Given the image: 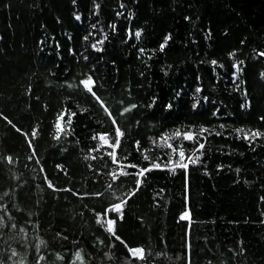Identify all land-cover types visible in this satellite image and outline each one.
<instances>
[{"label":"trees","instance_id":"obj_1","mask_svg":"<svg viewBox=\"0 0 264 264\" xmlns=\"http://www.w3.org/2000/svg\"><path fill=\"white\" fill-rule=\"evenodd\" d=\"M259 51L264 0H0V264H264V138L233 131L264 132ZM88 75L103 104L79 86ZM201 126V163L152 170L129 198L136 178L121 169L166 163L152 140ZM122 198L124 244L96 215Z\"/></svg>","mask_w":264,"mask_h":264},{"label":"snow or ice","instance_id":"obj_2","mask_svg":"<svg viewBox=\"0 0 264 264\" xmlns=\"http://www.w3.org/2000/svg\"><path fill=\"white\" fill-rule=\"evenodd\" d=\"M96 7L98 8L99 5H96ZM121 7H123V5H121ZM117 15H120V13H118ZM76 20H80L81 17L79 15H77L75 17ZM187 19V18H186ZM93 27H95V25H93ZM114 27V26H113ZM134 36L137 40L140 39L141 37V32L140 31H136L134 33ZM85 39L87 40L88 37H85ZM171 39L170 36H166L164 41L160 44L159 49L160 51H163L164 48L167 46L169 40ZM103 41H97L95 44L92 45L93 48L100 50L98 48L99 44H102ZM243 43V41L241 42ZM145 50L144 49H140V52L143 53ZM230 55H235V53H230ZM258 55L262 58H264V51H259ZM212 64L215 65L217 64V61H212ZM242 64L243 62H239L237 64H234L233 67L236 71H240L242 70ZM234 76H235V72H234ZM262 77H264V73L261 74ZM95 80L93 79V77L91 75H88L86 78L82 79L79 81V86H82L88 93H91L93 97L96 98L97 101H100V98L98 96H96V93L93 91L94 86H95ZM71 86V85H69ZM197 92H200L201 89L197 88L196 90ZM207 99V98H205ZM102 104L103 102L100 101ZM199 101H197V103H194L192 105V107L195 109L198 105ZM153 104H155V100H153ZM151 107V105H149ZM246 105H241V107H245ZM137 107V105H131L130 107H125L123 109V113H127L129 111H131L132 109H135ZM173 107V105L171 103H168L166 105V109H171ZM105 111H107V109H105ZM2 115V114H0ZM64 113H60L58 115L57 118V124L56 127L58 129L59 132H65V129L63 127H61L60 125V120L64 119ZM76 113H71V116L68 117L67 123L70 124L71 123V117L75 116ZM109 115H111V113H109ZM5 119H7L5 117ZM260 119L262 121H264V117H260ZM9 123H11V121H9ZM112 124L115 125L116 121L113 120ZM221 128L226 127L225 125H220ZM236 133V136L238 139H244L247 140L249 142L255 141L258 138H264V132H261L260 130H245L243 128H236L233 130ZM205 133H208L209 135L212 134L211 130H209L208 128H205L203 126L200 127L199 132H194L191 129L187 130V131H181L180 129H176L174 132H172L171 134L168 133H162L161 136L159 138H154L152 140L153 145H155L156 147L159 148H167L170 151L167 153L168 155V160L166 163H161L159 162V158H157V160H152V158L148 155H143L142 159H144L145 161H151V164L149 167H139L136 164H128L125 167L128 168H133V169H138L135 172H127V171H123V169H121V174L124 176H128V175H132L134 176L135 179V189L130 192L128 194L129 198L131 197V195L135 194L136 190H139V188L141 187L142 183L144 182V178L146 177V174L151 172L152 170H168L172 173H175L177 169H183V170H187L191 165H197L201 163V158L205 156V143L201 142V139L206 140L207 137L204 135ZM65 134H67L65 132ZM32 137H35L37 135L36 130H33V132L31 133ZM107 134L104 135H100L99 139L101 141H103L104 144H108L109 141L105 138ZM123 135V133L121 132L119 127L115 128V140L114 143L111 145L114 149L117 147L121 146V141H120V137ZM215 135H221L220 132H215ZM57 139H60L59 134H57L56 136ZM93 139H96V137H93ZM181 141V143L179 144H175L172 143V141ZM182 141H189L192 142L193 144V148L191 150L190 153H186V151L184 150V146ZM139 144L140 142H136L137 145V151L139 152ZM95 150V149H93ZM36 153H33V156H35ZM109 156L112 158V162L115 163L116 162V157L113 153H109ZM173 157H176V159L174 160ZM32 157H30L31 159ZM9 160H11V157L8 158ZM87 159V157H86ZM92 159H95V157H92ZM187 161V162H185ZM37 163H39V161H37ZM57 167H60L59 165ZM222 167V166H221ZM41 171H43V169H41ZM239 171V169H237V172ZM110 175L113 177V179H118L117 173L114 171L112 173H110ZM48 186L50 188H54V186L52 185V183L49 181L48 182ZM109 187H111V185H109ZM65 191H69L71 192L72 189H63ZM127 203L126 199H121V201L119 203H115L112 204L109 208L105 209L104 214L101 213H97V223L101 224L105 231H107L108 233L111 234L112 237H114V239L116 241H120L122 244H124V242L121 240V238L116 234V229H115V225L117 224V221H122L124 218V205ZM108 213H113L116 216V219H112V218H108V219H104L103 216H106ZM189 217V213L188 211H185L181 216H180V220H188ZM2 219V218H0ZM12 227H15V225H13ZM43 243V242H42ZM126 247V251L129 253L130 258L133 260H140V261H144L146 259V255H145V249L141 246H137V247H131V246H127ZM12 255H16L15 252L12 253ZM77 258H79L81 256L80 252L76 253ZM43 259V258H42Z\"/></svg>","mask_w":264,"mask_h":264}]
</instances>
